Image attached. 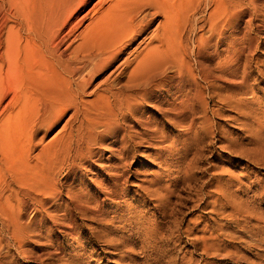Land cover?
Here are the masks:
<instances>
[{"label": "bare ground", "instance_id": "bare-ground-1", "mask_svg": "<svg viewBox=\"0 0 264 264\" xmlns=\"http://www.w3.org/2000/svg\"><path fill=\"white\" fill-rule=\"evenodd\" d=\"M8 4V11L5 9L0 13V100L10 92L9 101L15 104V108L0 117V232H6L7 245L10 241L17 244L14 246L17 255H24L23 240L35 231V225L43 224L51 217L44 212L45 206L54 203L59 196L55 187L43 180L45 173L40 172L42 169L30 164L28 157L31 156H25V151L34 148L33 141L40 132L44 136L55 129L66 112L72 111L52 141L55 152L67 155L70 174L64 183L70 185L69 179L74 178L78 169L85 167L101 178L90 180L92 186L85 191L68 188L69 201L64 206L88 213L92 221L93 218L98 222L112 220L108 217L112 205L104 201L117 202L128 188L129 159L136 153L135 147L145 144L146 148H157L156 160L162 157L163 151L167 155L177 149V142L166 144L167 135L160 134L155 126L168 128L167 122L169 127L177 128L186 124L194 101H203L200 92L193 93L189 87L183 67L178 68L177 60L181 59L175 58V47L177 43L181 44L182 33L177 27L179 13L188 10L186 21L196 14L203 17L201 21L205 22L207 33L197 35L195 31L191 32L193 55L201 66L203 78L218 81L230 89V96L219 99L236 110L243 129L256 138H253L255 148H264V139L260 135L264 101L253 96L257 85L264 83V73L259 72L254 79L256 87H253L255 82L252 84L248 79L253 53L261 47L254 36L264 33V0H96L90 7V0H8ZM160 15L162 17L155 25ZM141 36L143 38L136 44ZM174 67L177 68L176 74L167 75L168 69ZM94 80L98 81L93 83ZM248 93L252 94V101L247 103L245 96ZM90 95V102L83 101V97ZM151 101L155 105H152L154 112L146 114L145 104ZM253 104L258 106V111L252 110ZM155 111L161 116L159 121L155 120ZM74 121L77 126L72 125ZM105 143L110 148H105ZM16 144L21 150L17 149V154H22L18 157V171L14 169L12 155ZM105 151L110 153L107 162L97 163ZM167 161L168 156H165L160 164H167ZM18 173L19 179L24 178L20 185L16 181ZM28 175L30 179L26 178ZM158 181L156 179L151 184L159 188ZM227 183H215L209 204L215 213L225 214L233 224L238 220L250 222L252 212L248 206L251 204L248 205L243 198L242 201L235 191H230ZM151 192L155 193V190ZM28 209L33 211L36 221L31 227L21 221ZM253 219L255 224H244L243 227L250 235L261 231L258 227L264 229V225H258L260 219ZM165 223L158 227L162 229ZM210 225L202 228L209 234L205 237L207 239L216 238L214 233L222 229L219 223L215 227ZM64 228L63 233L72 238L73 224L69 222ZM261 233L264 238L263 230ZM3 242L0 237V254L5 247ZM10 256L14 255L8 249L0 256V264H6Z\"/></svg>", "mask_w": 264, "mask_h": 264}, {"label": "rangeland", "instance_id": "rangeland-1", "mask_svg": "<svg viewBox=\"0 0 264 264\" xmlns=\"http://www.w3.org/2000/svg\"><path fill=\"white\" fill-rule=\"evenodd\" d=\"M3 1L0 0V13L9 8L8 0ZM95 1L90 0L89 7ZM5 11L8 10L6 9ZM187 12L178 14L177 27L180 29L179 31L182 30V33L181 39H179L181 44L177 43L175 47V58L181 59L177 60L179 63L178 68L183 67L184 76L189 82V87L193 93L196 91L200 92L203 101H194V107L190 109V117L186 124L179 125L177 128L169 127L167 122L165 123L168 128H164V126L162 128L159 125L155 126L160 134L164 133L167 135L166 144L177 142V149L174 150V153L167 155V152L163 151L162 157L156 160L155 154L159 153L157 148H146L145 144L135 147L136 153L131 154L130 156H134L129 159L128 188L124 190V194L118 198L117 202L110 203L107 200L104 201L105 204L112 205L111 213L107 214L110 220L112 219L111 221L108 220V222L113 224L100 221L99 223L94 218L92 221V217L88 213L84 214L78 209H67L64 206L69 201L68 188L74 191H85L84 189L92 186V179L96 177L100 179L101 175H96L95 171H89L88 167H85V169L80 168L77 170L74 178L69 179L68 183L70 185L64 183L70 174V171H68L67 155L55 152L53 150L54 144L52 143L55 138L54 135L59 132L62 125L68 120L72 111L70 110L63 114L56 128L44 136L42 135L43 132H40L38 136L36 135L33 141L34 148H30L28 152L25 151L27 154H24L25 156H31L27 157L34 168L42 169L40 172L45 173L43 180L52 187H55L59 196L56 201L54 200V203L50 202L45 206L44 212L51 217H48L43 224H34V228L36 227L35 231L31 232L23 240V257L17 255L14 251L17 244L15 245L12 241L9 242V245L5 243L7 239L6 232H0V237L4 241L3 245H5L1 250L0 256L5 255L8 249L14 255L10 256L6 264H264V238L261 237L262 230L264 236V229L258 227L261 231H256L255 235H250L243 230L244 224L246 226L255 224L253 218H256V220L260 219L261 223H258V225L260 224L259 226L261 224L264 225V151H262L264 148L262 150L259 149L260 151L255 148L254 141L256 138L243 129L242 121L237 117L236 110L230 108L226 102L224 104L219 99L220 97L230 96V89L218 81L210 82L203 78L200 70L201 66L196 62V57L193 55V35L191 32L193 30L197 35H205L207 27L205 22L201 21L203 17L200 14L194 15L186 21L185 13L187 14ZM161 17L160 15L156 18L155 25L160 21ZM142 38L143 36L137 39L136 44ZM254 38L255 42L261 44V47L259 51L253 53L251 58L252 68L248 78L250 79V83L255 82L254 79L259 75V72L264 73V33H257ZM175 69L177 68H169L166 74L175 73ZM98 80H94L93 83ZM253 87H256V82ZM256 89L253 96H255L256 100H262L263 102L264 95L262 92L264 90V83H259ZM2 94L4 93L2 92ZM251 95V93H248L245 96L247 103L252 101ZM10 96L9 92L4 97L2 96L0 100V117L8 114L12 111L11 109L15 108V104L9 101ZM91 99L92 95L83 97V101L86 102H90ZM152 103L153 101L145 104L146 114L154 112L153 106L155 105ZM195 106L196 110H194ZM252 106L254 107H252V110L256 111L258 106L256 104ZM154 114L155 120L159 121L161 116L156 111ZM72 125L77 126L78 123L74 121ZM260 130V135L264 139V117L261 118ZM104 147L110 148V145L108 146L105 143ZM13 149H15V152H12L13 160L15 161L14 169L18 171V157H21L22 154H17V149L19 150L17 144ZM25 149L27 150V148ZM103 153L97 163L105 164L107 162V157L110 153L107 151ZM25 156L22 157L27 159ZM165 156H168L169 161H167V164L164 162L160 164ZM255 156L256 158H254ZM175 167L177 168L175 169ZM32 170L30 166L29 171L31 172ZM179 175H182V178H178ZM212 175L213 177H211ZM17 176L16 181L20 185L24 181V178L22 180L21 178L19 179V173ZM29 176L26 178L30 179L31 176ZM156 179L159 180V188L155 186L156 184H151ZM222 181H228L227 185L230 191H235L239 194L242 201L244 199V202H247L248 205L251 204L248 206L252 212L248 210L252 217L250 222L244 223V221L238 220L233 224L230 220H227L224 216L225 214L214 212L209 203L213 197L215 183ZM170 185L172 187H169ZM147 189L151 191L155 190V193L151 191L147 193L145 191ZM89 190L90 192L92 191L91 189ZM141 198H143V201ZM197 198L198 200H196ZM160 202L161 204H159ZM124 205L125 207H123ZM251 207L255 209H253L254 211L258 212L252 211ZM257 208L258 210H256ZM118 211L119 213H117ZM226 212H229V209ZM258 214L260 216L263 215V218ZM238 219H240V216H238ZM21 221L25 225H29V227H31L32 223H36L33 211H29L28 209L23 214ZM69 222L73 224L74 235L72 238L67 237L63 233L64 227H67ZM161 223H165L164 226H161L162 229L158 227ZM217 223L222 225V229L217 234L214 233L216 238L213 239L215 240L205 238L209 234L202 231V228L206 224H211V227H215ZM143 224L144 226H142ZM147 226H149V229ZM138 228L142 229L139 230ZM108 229L111 233L108 232ZM151 235L155 238H151ZM257 235H260L259 238ZM254 236L256 240L253 238ZM257 238L259 240L262 239V242ZM220 239L222 240L220 241ZM218 240L219 242H217ZM208 241L211 248H209ZM214 243H217V246ZM213 244L215 247L212 246Z\"/></svg>", "mask_w": 264, "mask_h": 264}]
</instances>
